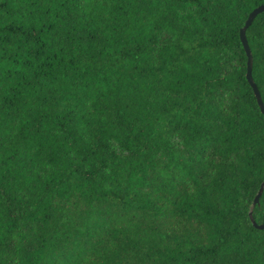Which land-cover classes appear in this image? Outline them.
<instances>
[{"label":"trees","instance_id":"obj_1","mask_svg":"<svg viewBox=\"0 0 264 264\" xmlns=\"http://www.w3.org/2000/svg\"><path fill=\"white\" fill-rule=\"evenodd\" d=\"M260 5L0 0V264H264Z\"/></svg>","mask_w":264,"mask_h":264},{"label":"water","instance_id":"obj_2","mask_svg":"<svg viewBox=\"0 0 264 264\" xmlns=\"http://www.w3.org/2000/svg\"><path fill=\"white\" fill-rule=\"evenodd\" d=\"M261 13H264V5H260L257 8H255L252 12H250V14L248 15L243 27L240 29V40L243 44V47L245 49L247 59H248L247 60L246 79H247L249 85L251 86V88L253 90V93L256 97V100H257L258 106L261 110V113L264 115V102L262 100L260 90H259L257 84L255 83L254 79H253V74H252V71H253V55H252V51L250 49L248 39L246 36L247 29L252 25L255 18ZM263 192H264V180L262 181L260 188L258 190V193L254 198V201L252 204V209L249 213V216H250V219H251L253 226L259 230H264V223L258 224L256 222V220L253 217V207L259 203L260 197L262 196Z\"/></svg>","mask_w":264,"mask_h":264},{"label":"rangeland","instance_id":"obj_3","mask_svg":"<svg viewBox=\"0 0 264 264\" xmlns=\"http://www.w3.org/2000/svg\"><path fill=\"white\" fill-rule=\"evenodd\" d=\"M220 99H222V98L220 97Z\"/></svg>","mask_w":264,"mask_h":264}]
</instances>
